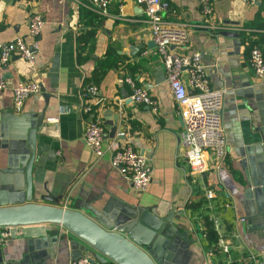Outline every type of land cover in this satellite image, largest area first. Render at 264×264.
<instances>
[{
  "label": "crops",
  "instance_id": "1",
  "mask_svg": "<svg viewBox=\"0 0 264 264\" xmlns=\"http://www.w3.org/2000/svg\"><path fill=\"white\" fill-rule=\"evenodd\" d=\"M162 1L167 4L163 19L188 29L186 50L197 53L209 86L224 89L219 110L224 157L217 161L207 151L206 169L200 174L188 171L179 140L182 120L164 77L161 56L150 45L141 4L108 0V11L102 14L90 7L89 0H0V43L16 36L29 41L30 12L40 14L43 21L33 63L13 56L0 67L6 85L0 90V169L14 155L8 145L13 117L42 113L31 201L40 202V195H49L57 199L56 205L68 207L74 198H93V205L111 218L137 207L154 216L171 211L172 222L184 239L174 264H213L224 259L218 237L229 241L233 260L246 263L241 259L254 253L258 262L264 252V221L256 212L257 187L251 180L264 170V156L258 148L264 134V77L255 78L248 55L251 46L264 47V2L211 0V14L201 15L196 0ZM87 29L93 35L77 48L76 35ZM221 31L235 32L238 38L225 37ZM136 45L142 47L135 51ZM126 77L134 87L147 90L156 111L130 100ZM29 79L39 84V92L28 96L15 113L11 88ZM87 83L97 91L83 97L81 89ZM83 103L103 123L99 157L82 140ZM125 145L150 160L152 178L139 194L110 163L111 153ZM207 190L212 193L208 200ZM21 199L22 192L0 196L3 204ZM239 218L243 221L236 222ZM58 236L66 240L68 233L54 224L0 227V264H65L70 259L68 251L53 250V257L49 249L39 251L48 239Z\"/></svg>",
  "mask_w": 264,
  "mask_h": 264
},
{
  "label": "built area",
  "instance_id": "2",
  "mask_svg": "<svg viewBox=\"0 0 264 264\" xmlns=\"http://www.w3.org/2000/svg\"><path fill=\"white\" fill-rule=\"evenodd\" d=\"M196 1L201 15L211 14V0ZM258 1L247 0L250 5H254ZM135 2L142 5L149 39L161 56L165 80L178 106V113L183 124L179 140L184 147L183 157L188 171L192 174H200L207 167V151H210L217 161H220L226 153L225 137L219 117L224 89H213L209 86L197 53L186 50L189 36L185 25L163 19L162 13L167 8L165 2L162 0H135ZM89 3L90 7L98 13L106 14L108 11V0H89ZM42 24L40 14L37 12L28 14L27 37L29 41L26 42L22 37L16 36L1 42L0 67L6 66L13 56L20 57L26 63H33V52L38 47ZM170 48H180L185 51L179 54L170 51ZM248 64L255 78L264 77V47L258 45L250 47ZM183 74L186 77L185 80L182 78ZM124 81L131 85L129 98L133 103L145 104L152 111H156V103L145 88L134 87L129 77L124 78ZM186 85L190 88V92L187 91ZM5 86V80L0 76V90ZM39 88V84L33 79L24 80L14 85L11 88V110L19 113L24 100L28 96L38 93ZM96 91L97 88L94 84L87 83L82 87L81 95L90 97ZM81 111L86 113L81 130L82 140L91 153L99 157L103 153L102 120L92 111L88 103H83ZM49 120L54 121V119ZM110 163L128 180L132 191L137 194L143 192L151 181L152 167L149 158L135 151L130 145L115 149L110 155ZM205 197L207 200L212 198L210 190L206 191ZM242 221L243 218L236 220V222ZM213 228L216 229L214 224ZM216 243L225 258L216 260L213 264H257V255L254 253L241 259L247 260L246 263L233 260L229 255L230 243L225 238L218 237ZM65 264L115 263L112 261L100 263L97 260L91 261L87 256H81L69 259Z\"/></svg>",
  "mask_w": 264,
  "mask_h": 264
},
{
  "label": "water",
  "instance_id": "3",
  "mask_svg": "<svg viewBox=\"0 0 264 264\" xmlns=\"http://www.w3.org/2000/svg\"><path fill=\"white\" fill-rule=\"evenodd\" d=\"M220 34L238 38V34L231 31H221ZM150 45L154 46L152 42ZM141 47L142 45H136L135 51ZM117 116L116 114L115 119ZM42 119V113L13 117L8 145L14 155L0 169V196L5 192H22L23 199L15 203L0 202V227L37 224L61 227L68 233V238L63 240L62 236H58L56 239H48L39 250L49 249L51 257L54 256V250L68 251L70 259L87 256L91 261L97 260L100 263L174 264L176 252L181 246L184 247V239L179 236L178 227L172 222L174 214L171 211L163 216H154L149 210L137 207L134 211L111 218L93 205V198H74L68 207L56 205L57 199L49 195H40V202L31 201L36 134L43 126ZM261 143L258 148L264 156L262 133ZM256 153L254 150V154ZM259 174L261 175L251 181L252 186L257 187L254 191L257 199L256 212L261 214L264 221V170ZM257 264H264V252L259 255Z\"/></svg>",
  "mask_w": 264,
  "mask_h": 264
},
{
  "label": "trees",
  "instance_id": "4",
  "mask_svg": "<svg viewBox=\"0 0 264 264\" xmlns=\"http://www.w3.org/2000/svg\"><path fill=\"white\" fill-rule=\"evenodd\" d=\"M88 15H91V17H93V18H96L97 17V15L94 12H92V11H88ZM92 35H93V30L92 29H87L83 33H78L76 35L77 48H80V46L83 47L87 43L88 39ZM207 238H209V234H208V237Z\"/></svg>",
  "mask_w": 264,
  "mask_h": 264
}]
</instances>
